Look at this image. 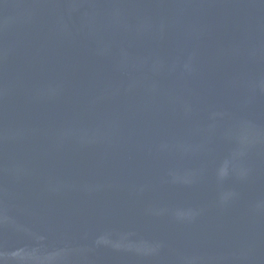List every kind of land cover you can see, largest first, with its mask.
<instances>
[{"label":"water","instance_id":"obj_1","mask_svg":"<svg viewBox=\"0 0 264 264\" xmlns=\"http://www.w3.org/2000/svg\"><path fill=\"white\" fill-rule=\"evenodd\" d=\"M0 264H264V0H0Z\"/></svg>","mask_w":264,"mask_h":264}]
</instances>
